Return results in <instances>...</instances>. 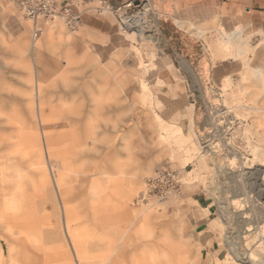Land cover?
Listing matches in <instances>:
<instances>
[{
  "label": "rangeland",
  "instance_id": "rangeland-1",
  "mask_svg": "<svg viewBox=\"0 0 264 264\" xmlns=\"http://www.w3.org/2000/svg\"><path fill=\"white\" fill-rule=\"evenodd\" d=\"M17 1L0 0V264L85 263L76 260L67 229L85 241L89 261L106 264L115 238L94 211L112 203L99 170L108 152L109 172L116 174L121 163L124 176L136 180L129 206L155 213L154 222L130 240L149 245L151 256L139 262L264 264V19L229 30L218 19L170 18L171 0L138 1L150 2L147 11L156 13L160 33L177 52L171 55L155 46L147 30L123 26L97 1L80 6L86 16L75 29L58 16L39 20L35 36L34 21ZM229 58L236 69L215 74L216 64ZM162 68L192 81L189 115L182 121L158 117L153 85ZM35 76L44 84L47 112L61 110L72 119L67 129L78 135L72 157L54 151L48 162L36 140L35 133L42 136L33 115ZM104 82L106 115L87 103ZM68 140L65 146H71ZM165 169L177 176L174 191L160 201L141 199L148 180ZM199 197L214 204L208 218L198 215L208 219L205 228H197L193 217L201 209L194 200ZM64 201L77 214L69 223ZM203 229L210 230L207 238Z\"/></svg>",
  "mask_w": 264,
  "mask_h": 264
},
{
  "label": "crops",
  "instance_id": "crops-1",
  "mask_svg": "<svg viewBox=\"0 0 264 264\" xmlns=\"http://www.w3.org/2000/svg\"><path fill=\"white\" fill-rule=\"evenodd\" d=\"M63 4H70L76 10L80 11L81 5L89 1H97L101 4H108L112 9L117 8L121 4L128 2L129 0H60ZM172 2V12L173 15L170 18L180 21V22H205L214 19H218L222 26H225L229 30H233L235 27L240 25L244 27H249V19L256 18L264 19V0H171ZM82 13V19L86 16V12L80 11ZM82 21V20H81ZM264 49H260L263 51ZM263 54H258L261 57ZM236 69V63L234 59H224L217 63L214 68V73L217 75H224L228 72L234 71ZM156 98L159 105V115L158 117L162 121H179L188 118L191 96L193 93V84L189 78L184 77L178 70L166 71L165 69H160L158 75L155 78V84L153 85ZM108 95V93H107ZM109 99V95H108ZM89 98L87 103H90ZM110 111V108H109ZM162 118H161V117ZM166 122V121H165ZM109 133V132H108ZM95 182V181H94ZM107 187V180L105 179ZM134 183V182H133ZM132 185L126 184L124 188L126 189L125 197L122 204L130 209L131 214L137 215L139 217H144L142 226L138 228L137 232L132 230L130 224L127 220H123L122 226L118 225L112 217L113 210L111 209V204L104 207L98 208L94 213L95 220L97 222H109L111 234H114L115 240L111 243L109 253L107 257L112 255H118L124 259L125 264H129V259L132 255H135L138 259L150 257V251L148 244L140 243H130V240L135 239L141 234L145 227L150 226L154 222V214L150 211L143 212L142 210L134 211L128 204L129 198L132 196ZM93 189H97L99 186L95 182L92 184ZM101 187V186H100ZM127 196V197H126ZM113 201V194L110 195ZM201 209L194 214L195 222L198 227L205 228V224L208 223L207 220H198V215L208 218L213 213L214 204L210 203L207 197H199L194 199ZM136 212V213H134ZM202 219V218H201ZM121 227V228H120ZM122 229V230H121ZM144 229V230H143ZM204 230V237L207 238V234L210 232L208 229ZM132 231V232H131ZM171 237V236H170ZM171 240V239H170ZM212 244V239L208 240L207 244ZM142 248L141 253L138 254L136 250ZM134 249V250H133ZM146 253V254H145ZM154 257V256H152ZM91 258V257H89ZM107 264V263H106ZM140 264H142L140 262Z\"/></svg>",
  "mask_w": 264,
  "mask_h": 264
},
{
  "label": "bare ground",
  "instance_id": "bare-ground-1",
  "mask_svg": "<svg viewBox=\"0 0 264 264\" xmlns=\"http://www.w3.org/2000/svg\"><path fill=\"white\" fill-rule=\"evenodd\" d=\"M137 6L142 8V11H143L142 13H141V10L140 11L138 10L134 14L127 13L124 11L122 12L121 16L123 17L126 24L129 27H132V26L136 27L137 26L140 29L147 30L148 35L150 36V38L154 42L155 46H157L161 52H166V53L171 54V55H173L175 53L177 54V52H175V50L172 48V46L168 45L169 43L166 42V40L163 38L162 34L160 33V31L157 27V17L155 15L156 13L155 14H152V13L149 14L150 12L147 11V9L151 8L150 2L149 1L147 3L141 2ZM35 48H36V44H35V42H32L29 50L30 51L32 50V52H33V50ZM178 62H179V64L181 63V65H186V61L181 56H179ZM66 64L68 65L70 63L66 62ZM185 67H187V66H185ZM69 70L70 69H68V66H66V68L64 70V74H63L64 78H62L63 80H65L64 81L65 83H67L66 80H68ZM34 80L36 83L35 90H36V95H38V100H37L36 110H35V113L33 112V115L37 118V121L40 124L41 136H42L41 140H40V136L38 135V133H35L36 134V136H35L36 140H37V142H39V144H42L43 149H44V154H45L46 158L48 159V162L51 161V155L53 154L54 151H56V153L59 155H66L65 152L68 151L67 154H69V155H67V156L71 155L70 157H72V155H74L76 153V151H75V153H73L74 149H72V150H70V149L72 146L76 147L77 139H78V135L76 134L75 131L70 132L67 129V128H69L67 126H69L72 119L70 118L69 114L62 113L61 110L54 112L52 109H50V112L49 113L47 112V108H46L47 106L46 105L48 102H47V98H46L47 96L44 93V91H45L44 90V84L42 83V81L37 79L36 76H35ZM69 83L70 82H68V84ZM106 84L107 83L104 82L103 85H101V87H99V93H98L99 95L95 96V92L94 93L91 92V98H89V100L91 102L92 101L95 102L94 112L97 110L99 113H102L104 115H106L109 112V105L107 104L108 95H107ZM68 86H70V85H68ZM67 88H69V87H67ZM72 90L73 89H70V91H72ZM67 92H69V90H67ZM89 113H91V110H88V115H89ZM91 120H93V119H91ZM104 124L108 125V123H106V122H104ZM106 130L107 129L105 128V129H103V132H102V136L104 139L108 138ZM69 138H71V140H70L71 146H69V145L65 146L66 145L65 141H67ZM54 146L56 148L55 150H54ZM68 147H70V148L68 149ZM108 153L106 154V157L109 155ZM106 157L104 159H107V160H103L102 161L103 163H101V165H99V170L106 177L107 187H108V189H111V191H112L111 194H113V201H112V205H111V209L113 210L112 217L115 220V222L121 226H122L123 220H127L128 223L130 224L129 227H131L132 230L137 232L138 228H140L142 226L141 224L143 222L144 217L141 218L142 215L139 217V214H137V215L131 214L130 209L126 208L122 204L124 197H125V193H126V191H125L126 189L124 188V186L128 183L130 185L134 184L133 182H135L136 180L130 181L128 178H126L124 176V165L121 163L115 164V168L117 169L116 174L110 173L108 170L109 159H108V157L107 158ZM67 158L68 157H66L65 159H67ZM68 168H69V165L65 161V164L63 165V169L67 171ZM57 190H58L59 195L63 196L62 192L60 191L61 190L60 186L59 187L57 186ZM108 195L109 194H107V197H108ZM62 204H63L62 206H63V209L65 211V215H66L65 223H69L72 220H75L77 214L73 210V206L70 204H67V201H64V203H62ZM94 212H96V210ZM134 213H136V212H134ZM25 216L26 215H24L23 218ZM262 225H264V224H262ZM251 227L249 226L250 229H251ZM67 234H68L67 241H69L70 247H71V249L75 255L76 260L79 261V263L82 260L86 261L85 263L83 262V264H93L92 261H89L90 258L87 257V255H86L85 241L83 239H81L79 236H77L75 233L70 232L68 229H67ZM246 234H248V233L246 232ZM261 237H262V235H261ZM251 259H252V257H251ZM253 261H255V260H253ZM106 263L107 264H125L124 259H122L118 255L110 256ZM129 264H140V262H139V259L135 255H132L129 259Z\"/></svg>",
  "mask_w": 264,
  "mask_h": 264
},
{
  "label": "built area",
  "instance_id": "built-area-1",
  "mask_svg": "<svg viewBox=\"0 0 264 264\" xmlns=\"http://www.w3.org/2000/svg\"><path fill=\"white\" fill-rule=\"evenodd\" d=\"M138 1L140 0H129L115 9L103 3L99 9L112 10L118 16L123 26L129 29L136 28L135 26L129 27L121 15L123 11L134 14L140 10L141 7L137 6L139 5ZM17 4L23 13L34 21L35 36L41 31L37 28L39 20H52L55 17L61 16L71 29H75L82 20V13L80 11L70 4H63L60 0H18ZM177 183L178 180L174 171L161 170L148 180L141 199L154 196L156 200H164L171 191H174L173 189H175Z\"/></svg>",
  "mask_w": 264,
  "mask_h": 264
}]
</instances>
